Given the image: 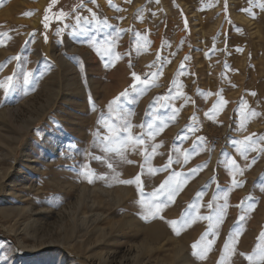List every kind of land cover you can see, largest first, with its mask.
I'll return each mask as SVG.
<instances>
[{
    "label": "rangeland",
    "instance_id": "obj_1",
    "mask_svg": "<svg viewBox=\"0 0 264 264\" xmlns=\"http://www.w3.org/2000/svg\"><path fill=\"white\" fill-rule=\"evenodd\" d=\"M259 2L0 0V33L10 37H0V80L20 81L9 97L0 89V264H218L230 238L225 264H249L240 253L264 232ZM26 71L37 78L27 94ZM132 73L146 80L136 92ZM126 89L132 127L121 139H131L123 155L106 154L94 144L107 134L101 117ZM85 165L106 178L89 183ZM137 175L139 186L118 182ZM170 176L180 184L174 203L158 191ZM185 212L213 220L178 224L177 235L168 222Z\"/></svg>",
    "mask_w": 264,
    "mask_h": 264
},
{
    "label": "snow or ice",
    "instance_id": "obj_2",
    "mask_svg": "<svg viewBox=\"0 0 264 264\" xmlns=\"http://www.w3.org/2000/svg\"><path fill=\"white\" fill-rule=\"evenodd\" d=\"M93 2H94V0H93ZM256 2H257V0H248V4L250 6ZM55 3H56V0H51V4H55ZM51 4H50V8H51ZM259 7L262 10H264V2H259ZM48 11H49V9H46V14L44 17V20L46 22L49 20V16L47 15ZM242 11L251 13V7L246 8V9H242ZM32 14L33 13H31V12L25 13V15H29V16ZM251 14L253 15V18H255V14L254 13H251ZM64 16H65V13L63 12V10H61L59 12V15L56 16L55 18L60 20V19H63ZM93 17H95L94 13H93ZM76 20H77V23L79 24L81 18L79 16H77ZM85 22L90 23V21H87V18H85ZM44 26H45V28H47L49 25H48V23H45ZM57 31L59 33L60 30L58 29ZM84 31H86V29H81V33H83ZM0 37H8V34L7 33H0ZM8 38H10V37H8ZM45 42H47V37H45ZM2 44H3V40L0 39V45H2ZM96 50H97L98 54L101 51L99 48H97ZM105 51L110 54V49H106ZM11 59L19 61L20 57L15 56V57H12ZM73 59H75V57H73ZM186 59H187V57H186ZM0 67H2V66H0ZM132 76L134 78V83L132 85H130V88H131L132 92H136L137 86L138 85H145L146 80L142 79L136 73H132ZM36 79L37 78L34 76V73L32 71L23 72L22 85H20V86L23 88L25 94H27L30 87L34 88L33 81ZM19 84H20V81L18 80L16 73H14L13 75L6 77L4 80H0V89L3 90V94L5 97H9L11 95V93L16 90V87ZM253 95H255V93H253ZM122 98H123V100H122ZM133 102L134 101L130 98V93L127 89L124 92H121L117 97H115L112 101L109 102L108 116L105 117L102 115V117H101V119L104 121V127L106 129L107 134L106 135H100V133L98 131L96 134L98 137V141H94V144L98 142L102 146L101 150L104 153L123 155L124 149L126 148V145H127V141L129 139H131V136L122 140L121 139V133L128 131L132 127L131 123L127 119V117L132 115V113L125 111V105L133 103ZM224 103H226V102H224L222 100L217 101V104L213 105V109L211 110L212 113H215L219 107L223 106ZM251 115L255 116V115H257V113L252 112ZM245 119H247V116H245ZM98 123H99V121H98ZM141 127H143V125H141ZM152 127H153L152 124L148 125L149 129H151ZM149 135H151L154 138V133L149 132ZM253 135H255V134H253ZM142 136H143V134H141V136L136 137L134 143L143 144L144 139L142 138ZM202 139L203 138H198V140H202ZM234 143H236V142H234ZM239 143L245 144L244 151H247L249 148H251V137H246L245 141H240ZM67 147L71 148L74 146H67ZM195 147L196 146L194 145V148ZM241 154L243 155V152ZM68 158H71V156H69ZM187 158L188 157L186 155L185 156V162H187ZM93 159H96V160L101 161V162H106V166L109 169H112V167H113L112 163L110 161H106L105 157H103V156H93ZM128 162L131 163V161H128ZM231 163L233 166H236L235 159H233L231 161ZM250 166L251 165H249V167ZM87 167H88L87 165L81 166L80 174L84 175L89 180V183L93 182L94 177L106 178L103 176L97 177L96 173L94 171H84V169ZM198 167H200V166H198ZM173 175L175 176V175H179V174L174 173ZM172 180H173V177L170 176L167 180H165L160 185V188L158 189V191H160L162 194L167 195L168 200L170 202L174 203L175 202V195L177 194L178 190H180V184H179V182L173 184ZM118 182L123 183V184L136 183L139 186L140 185V175H137L133 180H120ZM236 186H242V184H237ZM155 195H156V193L154 192L153 196H155ZM199 195L200 194L198 193V196ZM246 199L248 201L254 200V198L252 196H249ZM243 205H244V202L242 201L241 204L238 205V207H241L243 209ZM155 207H156V211L159 212L161 209V205L157 204ZM207 207L209 209H212L213 204L211 202H209ZM253 207H254V205L252 203H250L248 210H252ZM188 208L189 209L195 208L197 211L199 210L196 205H189ZM149 211H151V209H149ZM244 218H245V215L242 214L239 217V220L242 221ZM195 219H206V220H209L210 224H211L213 217L210 215L209 216H195V217H193V216L189 215L188 212H185L184 214H182L181 220H173V221H169L168 223L171 226H173L174 231L176 232L177 235H179L180 233H179V230L176 228V225H178V224L189 225ZM222 220H223V214L221 213L217 217L216 223H220V222H222ZM206 235L207 234H205L204 236L201 237V241H203L205 239ZM237 235H239V233H237ZM211 243L212 242H210V244ZM199 244H200V241L194 243L192 246L194 249V255L197 254L196 249L198 248ZM234 244H235V241H233L231 238H230V241L225 242L224 252L221 255V259L218 261V264H225V256L226 255L235 254ZM240 255L243 256L249 262V264H264V232H261L259 234V236L257 237V244L250 254L249 253H240ZM200 258L203 259L204 257L201 256Z\"/></svg>",
    "mask_w": 264,
    "mask_h": 264
},
{
    "label": "bare ground",
    "instance_id": "obj_3",
    "mask_svg": "<svg viewBox=\"0 0 264 264\" xmlns=\"http://www.w3.org/2000/svg\"><path fill=\"white\" fill-rule=\"evenodd\" d=\"M256 66V65H255ZM264 69V68H263Z\"/></svg>",
    "mask_w": 264,
    "mask_h": 264
}]
</instances>
